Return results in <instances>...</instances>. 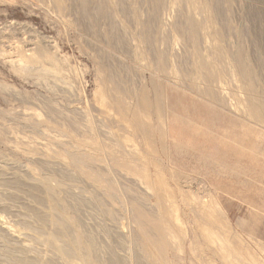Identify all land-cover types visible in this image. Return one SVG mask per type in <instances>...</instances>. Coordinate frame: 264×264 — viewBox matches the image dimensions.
<instances>
[{"label":"rangeland","instance_id":"374dc122","mask_svg":"<svg viewBox=\"0 0 264 264\" xmlns=\"http://www.w3.org/2000/svg\"><path fill=\"white\" fill-rule=\"evenodd\" d=\"M0 264H264V0H0Z\"/></svg>","mask_w":264,"mask_h":264},{"label":"bare ground","instance_id":"6f19581e","mask_svg":"<svg viewBox=\"0 0 264 264\" xmlns=\"http://www.w3.org/2000/svg\"><path fill=\"white\" fill-rule=\"evenodd\" d=\"M247 149H249V148H247ZM220 211V210H219ZM219 211H218V214H219ZM219 216H220V214H219Z\"/></svg>","mask_w":264,"mask_h":264},{"label":"crops","instance_id":"0c3cea01","mask_svg":"<svg viewBox=\"0 0 264 264\" xmlns=\"http://www.w3.org/2000/svg\"><path fill=\"white\" fill-rule=\"evenodd\" d=\"M216 206H218V205L216 204Z\"/></svg>","mask_w":264,"mask_h":264}]
</instances>
